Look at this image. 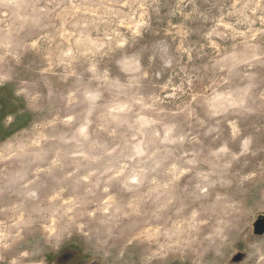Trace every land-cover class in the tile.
I'll use <instances>...</instances> for the list:
<instances>
[{
	"label": "rangeland",
	"instance_id": "obj_1",
	"mask_svg": "<svg viewBox=\"0 0 264 264\" xmlns=\"http://www.w3.org/2000/svg\"><path fill=\"white\" fill-rule=\"evenodd\" d=\"M0 264H264V0H0Z\"/></svg>",
	"mask_w": 264,
	"mask_h": 264
}]
</instances>
